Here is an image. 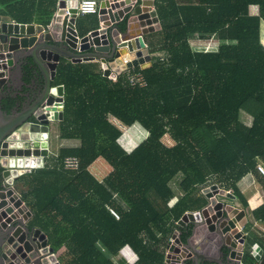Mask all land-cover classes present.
<instances>
[{
  "label": "trees",
  "instance_id": "trees-1",
  "mask_svg": "<svg viewBox=\"0 0 264 264\" xmlns=\"http://www.w3.org/2000/svg\"><path fill=\"white\" fill-rule=\"evenodd\" d=\"M59 1L0 0V17L48 27ZM155 6L161 30L149 45L153 63L135 68L145 87L130 86L128 71L116 81L105 77L98 62L58 66L54 85L65 89L60 138L79 145L21 178L30 226L49 236L61 264H131L129 258L167 264L175 231L183 243L192 237L193 228L178 222L204 208L206 186L231 189L248 208L238 183L260 174L264 163V0H156ZM16 102L0 100L7 112ZM68 156L79 159L78 170L62 167ZM99 158L112 168L103 178L91 171ZM251 214L264 224V205ZM253 224L245 228L248 238L257 234ZM259 237L251 247L264 248ZM250 252L242 263L258 264Z\"/></svg>",
  "mask_w": 264,
  "mask_h": 264
},
{
  "label": "water",
  "instance_id": "water-1",
  "mask_svg": "<svg viewBox=\"0 0 264 264\" xmlns=\"http://www.w3.org/2000/svg\"><path fill=\"white\" fill-rule=\"evenodd\" d=\"M155 1H100L99 29L81 37L80 41L75 26L77 1L67 6L65 0H60L54 20L46 28L14 24L0 17V60L4 62L0 67V92L14 80V70L18 78L28 82L24 83L27 88L17 96L2 95L4 99L10 97L17 101L10 112L5 113L0 103V209L5 208L4 217L10 215L7 223L28 209L23 204L24 189L18 185L19 179L31 169L44 167V159L50 154L51 124L64 118L65 89L63 85H54L61 60L75 64L98 62L105 77L114 80L128 68L150 64L151 55L144 36L161 30ZM67 10L72 18L66 14ZM125 19L123 30L121 25ZM202 193L208 205L198 212L186 213L178 222L182 227L194 223V235L183 243L175 231L166 247V263L187 264L192 259L194 264H203L212 260L207 251L215 243V248L223 252L224 248L230 250V256H237L238 264H243L248 244L246 211L232 205L235 195L217 185L204 188ZM31 217L29 211L28 221ZM20 222L17 219L6 229V224L0 226V264H4L1 247L6 240L14 243L19 254V251H31V241L41 234L40 229L34 231L29 225L23 230L18 227ZM198 230L206 237L199 236L202 247L196 248ZM40 236L45 237L43 233ZM251 255L258 264H264V248L255 244Z\"/></svg>",
  "mask_w": 264,
  "mask_h": 264
},
{
  "label": "crops",
  "instance_id": "crops-1",
  "mask_svg": "<svg viewBox=\"0 0 264 264\" xmlns=\"http://www.w3.org/2000/svg\"><path fill=\"white\" fill-rule=\"evenodd\" d=\"M65 1H66L67 6L68 5L70 6L71 3L73 1H76V0H65ZM100 1H103V0H100ZM188 1L196 3L198 0H177V2L180 3V4L181 3H187ZM155 9H156V6H155ZM53 20H54V17H53ZM92 21H94L95 25H97L98 20H97L95 15H86V16L78 17L76 19L75 26H76V30H77V32H78L80 37L83 36L81 34V31H83L84 29H88L87 33H85L86 35L89 32H91V31L96 29L95 27L94 28H88V27H90V24H91ZM34 24L40 25V24H37V23H34ZM43 27L46 28L45 26H43ZM144 40H145V43H146V45H147V47L149 49V45H151L152 43H154L157 40V32L146 34L144 36ZM151 40H152V43H151ZM196 40L197 39H193V40H191V42L196 41ZM147 65H148V67L150 66L149 64H147ZM24 83H28V82L27 81L24 82L21 78H18V76L16 78V76H15L14 80L10 83V85L6 86L5 90L3 92H0V99H2L3 96L5 97L6 95H10V93H12L13 96H17L20 92L24 91L27 88L26 84H24ZM58 107H59L58 109L60 110L61 106H58ZM4 112L6 113V111H4ZM113 120H114V118L111 121L113 122ZM56 124H57V127H56L57 131H56L55 140L56 141L59 140L60 143H58V146H57V143H56V146H57L56 147V151H57V153H52L54 145H52V143H51V134H49V137H50L49 138V142H50L49 152H50V154H49L48 158L44 159V165H46V164H48V165L54 164V159L59 154L60 149H62V148H75V147H77L79 145V142L77 140H67V139L60 138V133H59L60 122H57ZM91 171L95 175H97L99 177L102 176L100 178H103V176L108 175L112 171V168H111V166L108 163H106L104 160L99 158L94 163L93 167L91 168ZM263 181H264V179L260 176V174H251V175H248L245 178H243L238 183L239 190L243 193V195L245 196L246 200L248 201V208H244L242 206V204H241V201H239L238 198H236L235 202H232V205H234L235 207H238V208H240L242 210H245L248 218L250 217V219L251 218L253 219V216L251 214L252 211L257 209L258 207L264 205V189L262 190L260 188V187H262V182ZM25 182H26L25 178H21L20 177L18 185L23 187L24 192H26L28 190V186L26 185ZM76 183L78 184V186L80 187L81 190L85 191V189H84L85 187H84L83 183L81 184V182L79 180ZM257 184H259L260 187ZM23 196H24V194H23ZM23 199L26 202L24 197H23ZM226 201H229V200H226ZM30 210L32 212L31 207H30ZM52 215H54L53 216V217H55L54 219H57L58 221L60 220V216L58 215L57 212L53 213ZM32 216H33V214H32ZM253 221H254V219H253ZM257 223H258L257 221H254V226H256ZM245 232H246V230H245ZM211 242L214 243V241H211ZM214 245H215V243L210 248L208 247L209 249L207 248L208 249L207 255H212V256H213V254H215L217 256L219 255L218 254L219 253V249L215 248ZM195 247L196 248L197 247H202V241H200V240L197 241V244L195 245ZM204 249H206V247ZM114 260L116 261V258H114Z\"/></svg>",
  "mask_w": 264,
  "mask_h": 264
},
{
  "label": "built area",
  "instance_id": "built-area-1",
  "mask_svg": "<svg viewBox=\"0 0 264 264\" xmlns=\"http://www.w3.org/2000/svg\"><path fill=\"white\" fill-rule=\"evenodd\" d=\"M77 1V12H76V17H82L86 15H98L99 14V9H100V1L98 0H76ZM66 14L69 16V18H72V14L66 12ZM14 24H17L16 22H13ZM81 37L79 36V41ZM4 62L0 60V67L2 66ZM136 67H131L128 68L126 71H128V79H129V84L132 87H145L146 86V81L142 73L138 72L135 70ZM123 71V72H126ZM2 72V70H0ZM122 72V73H123ZM121 73V74H122ZM114 80V79H113ZM116 81V79L114 80ZM64 109V105L62 107V110ZM113 123L120 128L122 131L125 130V125L122 124L120 121L114 119ZM79 159L77 157L73 156H68L63 159L62 161V167L66 170H78L79 169ZM45 166V165H44ZM258 171L261 174L262 177H264V163L258 164ZM35 169H31V172L34 171ZM10 186V185H9ZM228 192H232V190H228ZM22 197V195H21ZM24 201V199H23ZM23 204L27 205V203L24 201ZM22 207V206H20ZM18 209H15V212H17ZM2 211H5V208L0 209V226L2 224H6V228H10L13 226V223L17 219H21V222L19 223L18 227H21L24 230V226L28 225V212L31 211L30 207L28 206L27 210H23V213L19 215V218L14 219L11 223H7V217H10V215L7 214L6 217L3 216ZM109 211L111 214L116 218L119 219V215L117 214L116 211H114L112 208H109ZM24 217L26 219H24ZM4 229V230H5ZM44 234V238L41 239L42 237L40 236L41 234ZM38 236L34 237L35 241H31V246L32 250L29 252H26L25 250L23 251L26 255V257L29 259V257H32L31 262L24 261V259H21V255L17 254L16 248L13 246L14 243L6 242L4 243V249L2 252V255L4 256L3 263L4 264H61L60 262V251L56 252L55 250H52V244L50 241L49 236L41 232ZM132 257L135 258V255ZM18 260H21L19 262ZM30 260V259H29ZM128 263L132 264V259L127 260Z\"/></svg>",
  "mask_w": 264,
  "mask_h": 264
},
{
  "label": "rangeland",
  "instance_id": "rangeland-1",
  "mask_svg": "<svg viewBox=\"0 0 264 264\" xmlns=\"http://www.w3.org/2000/svg\"><path fill=\"white\" fill-rule=\"evenodd\" d=\"M157 41V40H156ZM151 42H152V40H151ZM198 42H200V41H198V40H196V41H193V42H191V43H198ZM150 55H151V58L153 57V54H151L150 53ZM158 55H163V54H158ZM153 63V61H152V59H151V63L149 64V65H151ZM150 67V66H149ZM144 68H148V65L147 64H145L144 65ZM247 122V121H246ZM57 122H53L52 124H51V131H50V134H51V143H52V145H54V147H53V151H52V153H57V151H56V147L58 146V143H60V141L58 140V141H56L55 140V137H56V131H57V129H56V127H57V124H56ZM164 140H169V138L168 137H166ZM56 143H57V146H56ZM171 144V143H170ZM54 156V155H53ZM259 187H260V185L259 184H257ZM207 187V186H206ZM261 189H262V187H260ZM204 189V188H203ZM263 190V189H262ZM223 199V198H222ZM249 222L251 223V222H254L253 221V219L251 218L250 219V217H249ZM251 229H253V232H255V233H257V234H252V236H250L249 238H248V244H247V246H246V248H245V250H246V252H250L251 251V246H252V243L254 242V240L255 239H257L258 241H261V239H260V237H259V234L260 235H264V224L263 223H257V225L256 226H254V224H253V227L251 228ZM203 234H205L203 231H201V230H198V232H197V234H196V239H197V241H199L200 239H199V236L200 235H202L203 236ZM204 237H206V236H204ZM205 250V249H204ZM215 255V254H214ZM213 255V256H214ZM216 256V255H215ZM120 260H122V258L119 256H117L116 257V261H120ZM243 264H244V262H243Z\"/></svg>",
  "mask_w": 264,
  "mask_h": 264
},
{
  "label": "flooded vegetation",
  "instance_id": "flooded-vegetation-1",
  "mask_svg": "<svg viewBox=\"0 0 264 264\" xmlns=\"http://www.w3.org/2000/svg\"><path fill=\"white\" fill-rule=\"evenodd\" d=\"M17 70H14L13 71V73H12V76H16V78H17V76H18V74H17V72H16ZM12 94V93H11ZM15 94V93H14ZM12 96H13V94H12ZM207 188V187H206ZM236 197V196H235ZM205 198V197H204ZM205 200H206V198H205ZM208 205V202H207V200H206V204H205V206H207ZM204 206V207H205ZM31 222H32V217L30 218V220L28 221V225L30 226V224H31ZM192 226H194V223H192V222H189L185 227H189V228H193V233L196 231L195 230V226L194 227H192ZM31 227V226H30ZM34 231H35V229H39V228H37V227H34V228H32ZM198 229V228H197ZM41 230V229H40ZM41 232H43L42 230H41ZM45 233V232H44ZM31 234H32V231H31ZM31 234H30V236H31ZM194 235V234H193ZM192 235V236H193ZM32 237V236H31ZM3 249H4V244L2 245V247H1V255H2V252H3ZM251 253V252H250ZM19 254L21 255V259H24V261H27V262H31V259H33V256L32 257H29V259L26 257V255H25V253L24 252H22V251H19ZM219 255L217 256H212V255H207L208 257H211L212 258V260H208V261H211L209 264H238V258H237V256H235V257H231L230 256V250H228V249H225L224 248V252H223V250H221V251H219V253H218ZM245 257V256H244ZM244 257H243V259H244ZM19 262H21V260H18ZM190 262H192V259H188L187 260V264L188 263H190ZM204 262V261H203ZM23 264V263H22ZM204 264V263H203Z\"/></svg>",
  "mask_w": 264,
  "mask_h": 264
},
{
  "label": "clouds",
  "instance_id": "clouds-1",
  "mask_svg": "<svg viewBox=\"0 0 264 264\" xmlns=\"http://www.w3.org/2000/svg\"><path fill=\"white\" fill-rule=\"evenodd\" d=\"M206 188V187H205ZM226 191H228V190H226ZM230 193H232L233 194V192H230Z\"/></svg>",
  "mask_w": 264,
  "mask_h": 264
}]
</instances>
